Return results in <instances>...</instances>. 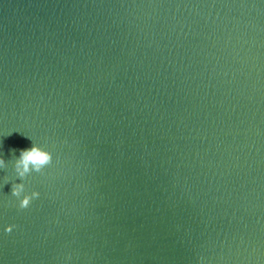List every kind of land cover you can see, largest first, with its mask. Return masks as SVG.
I'll list each match as a JSON object with an SVG mask.
<instances>
[{"label":"water","instance_id":"obj_1","mask_svg":"<svg viewBox=\"0 0 264 264\" xmlns=\"http://www.w3.org/2000/svg\"><path fill=\"white\" fill-rule=\"evenodd\" d=\"M0 158V264H264V0H0Z\"/></svg>","mask_w":264,"mask_h":264},{"label":"clouds","instance_id":"obj_2","mask_svg":"<svg viewBox=\"0 0 264 264\" xmlns=\"http://www.w3.org/2000/svg\"><path fill=\"white\" fill-rule=\"evenodd\" d=\"M11 134V133H9ZM8 134V135H9ZM31 141V146L19 150L18 158L15 161V174L21 181L13 183L11 196L15 198L16 206L21 209H28L34 200L38 199L41 193L37 190H29L25 181L33 173L44 174L47 167L53 164L54 154L45 146L37 143L32 137L25 135ZM5 166V161L0 158V168ZM8 182L6 177L4 183ZM17 227L15 224H8L4 227L5 233H12ZM71 260V257H68Z\"/></svg>","mask_w":264,"mask_h":264}]
</instances>
